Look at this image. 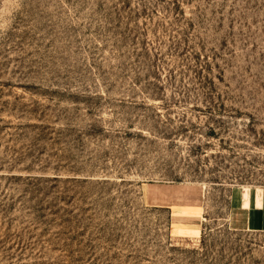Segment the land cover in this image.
Segmentation results:
<instances>
[{
    "label": "rangeland",
    "instance_id": "1",
    "mask_svg": "<svg viewBox=\"0 0 264 264\" xmlns=\"http://www.w3.org/2000/svg\"><path fill=\"white\" fill-rule=\"evenodd\" d=\"M238 185L264 186V0H0V264H264Z\"/></svg>",
    "mask_w": 264,
    "mask_h": 264
},
{
    "label": "crops",
    "instance_id": "2",
    "mask_svg": "<svg viewBox=\"0 0 264 264\" xmlns=\"http://www.w3.org/2000/svg\"><path fill=\"white\" fill-rule=\"evenodd\" d=\"M160 201H165L163 195L155 193ZM228 205L231 211V220L236 228L249 231H264V186L254 185L244 189L243 186H233L229 191ZM197 211V207H194ZM189 211V208L186 209ZM173 221L181 222L187 216L180 212H171ZM191 215H189L190 219ZM176 230L184 234H198L197 227L189 225L177 226Z\"/></svg>",
    "mask_w": 264,
    "mask_h": 264
}]
</instances>
